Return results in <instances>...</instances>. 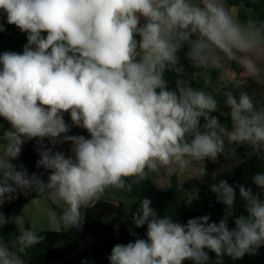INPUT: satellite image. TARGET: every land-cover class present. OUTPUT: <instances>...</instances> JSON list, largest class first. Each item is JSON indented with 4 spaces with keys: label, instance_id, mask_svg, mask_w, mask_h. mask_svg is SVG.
<instances>
[{
    "label": "clouds",
    "instance_id": "clouds-1",
    "mask_svg": "<svg viewBox=\"0 0 264 264\" xmlns=\"http://www.w3.org/2000/svg\"><path fill=\"white\" fill-rule=\"evenodd\" d=\"M0 11L27 33L22 53L0 54V117L10 125L0 135V229L22 223L2 207L28 190H48L63 206L53 217L57 227L74 228L108 189L132 192L161 168L183 173L193 161L234 158L225 135L230 144L264 153V109L248 93L225 92L228 130L212 115L218 101L211 94L181 78L170 89L165 79L166 71H181L185 46L186 57L201 67L218 66L222 53L259 79L251 56L264 44L260 30L239 23L222 0H0ZM72 127L88 137L70 135ZM31 140L38 145L36 167L50 172L46 183L12 163ZM64 143L70 155L54 151ZM251 181L264 190V172ZM211 191L225 206L218 223L209 215L186 223L159 217L142 198L132 220L137 228L147 225V239L114 245L110 264H223L224 256L256 254L264 246V199L240 185L238 212L234 186L221 180ZM44 239L22 228L9 247L0 235V264H25L21 256Z\"/></svg>",
    "mask_w": 264,
    "mask_h": 264
},
{
    "label": "trees",
    "instance_id": "trees-1",
    "mask_svg": "<svg viewBox=\"0 0 264 264\" xmlns=\"http://www.w3.org/2000/svg\"><path fill=\"white\" fill-rule=\"evenodd\" d=\"M222 3L237 9L236 19L242 25H247L251 20L256 30H260V37L264 40V0H222ZM246 10L251 11L250 17L247 15ZM0 23L4 25L5 29L0 32V54L5 51L22 53L27 43V33L21 32L15 25H9L6 14L3 11H0ZM260 47L264 51V44H261ZM187 50V46H185L178 53L180 62L177 67L181 68V71L179 73L173 70L165 72V79L168 81L170 89H174L177 78H181L192 88L205 92L210 90V81H215L223 92L231 91L238 96L239 92L243 91L229 73L231 60L223 56L222 53H220L221 61L218 66L210 65L205 68L188 59L185 55ZM254 104L256 106L255 102ZM212 115L217 116L226 129L231 128V118L228 111H216ZM64 119L68 124H71L69 114L66 113ZM201 123L203 124V120ZM4 130H7V128L4 127L0 131V135H2ZM69 134L88 137L85 129L78 127H72ZM44 143L52 147L47 140ZM55 150L56 147L54 148ZM236 152L247 155L243 161L230 171L222 174L211 185L218 184L221 180H226L230 185L234 186L237 194L236 206L239 212L243 211V204L239 197L240 185L250 187L254 194H258L261 199H264V190L258 188L251 181L254 173L258 171L264 172V153L256 152L246 145H241ZM38 159L37 141L31 140L26 141L20 159L12 163L16 164L17 167L21 164L24 165L29 174H42L46 183L50 172L42 167H36ZM211 185H202L196 197L190 202L177 204L175 196L179 184L176 175L171 176L168 187L164 189L157 188L149 176L145 181L134 186L132 192L122 190L135 198V201L129 207L122 202L114 204L101 199L94 208L85 210V218L79 227L60 231L36 232L38 235L44 236L45 239L28 249L27 254L22 255L21 258L25 261V264H110L108 256L114 245L134 242L138 238L147 239V225L137 228L132 220L142 198L151 200V206L157 211L159 217L168 214L175 221L186 223L190 218L209 215L210 223H218L223 218L225 206L217 202L216 194L211 191ZM48 194V190L44 192L28 190L27 195L20 193L18 199L6 202L2 207V211L7 217H20L22 216L23 207L30 200L43 198ZM51 207L59 216L62 209L53 203H51ZM234 227V222L230 218L229 228ZM23 228L33 230L26 219H23ZM20 230L16 223L12 222L0 229V235L3 236L5 243L14 242ZM130 233H134V235ZM88 235L94 238L93 243L85 250L76 253L78 247ZM98 253L101 255L100 260L97 258ZM209 256L211 262L216 260L214 253L209 252ZM185 264H192V262L186 261ZM223 264H264V246H261L256 254H246L240 259L233 260L231 257L224 256Z\"/></svg>",
    "mask_w": 264,
    "mask_h": 264
},
{
    "label": "rangeland",
    "instance_id": "rangeland-1",
    "mask_svg": "<svg viewBox=\"0 0 264 264\" xmlns=\"http://www.w3.org/2000/svg\"><path fill=\"white\" fill-rule=\"evenodd\" d=\"M224 5V4H223ZM225 9L236 19V9L231 6L224 5ZM246 13L250 15L251 11L246 10ZM237 20V19H236ZM249 23L245 26H248ZM252 31H257L252 23ZM46 35V34H44ZM259 47L256 50L255 55H252L251 58L256 61L257 67L260 69L259 79L253 78L250 76L247 71L242 67V65L232 60V75L236 82L240 85L242 90L249 94V96L256 103V109H264V52ZM2 67V66H0ZM210 90L207 93L211 94L218 101V110L217 111H228L230 109L225 104V92L221 91L215 81H210ZM6 127L10 128V125L2 117L0 118V131ZM232 127V126H231ZM228 130H231L229 128ZM225 140V150L227 152H235V157H225L224 155L219 156V158L213 162L211 160H204L200 162L193 161L186 171L181 173L175 166L170 168H161L159 173L152 174L150 178L153 180L155 186L159 189H164L168 187L170 183V178L172 175H176L177 181L179 184L178 191L175 196V202L180 204L182 202L188 203L194 199L200 190L201 186L204 184L211 185L216 181L222 174L230 171L241 161L244 160L247 154L241 152H236L241 145L230 144L227 140V136H224ZM26 143V142H25ZM22 146V149L25 145ZM58 151L64 152L66 155H70V145L69 143L57 144ZM250 148L249 145H246ZM15 161V160H13ZM201 169L204 170V173H201ZM103 200L112 202L114 204L124 203L129 207L134 201L135 198L123 192L122 190L108 189L102 197ZM51 203L58 206L62 209V204L54 203L48 194L43 198H36L30 200L22 210V216H20L22 223H16L19 229L23 228V219L28 220L33 230L37 233L42 231H60L68 230L70 228L57 227V222L53 220V217H58L57 214L51 207ZM94 238L91 236H86L83 242L78 247L76 253L85 250L93 243ZM6 244L9 247L12 246L13 242H7ZM97 258L100 260L101 255L98 253Z\"/></svg>",
    "mask_w": 264,
    "mask_h": 264
},
{
    "label": "crops",
    "instance_id": "crops-1",
    "mask_svg": "<svg viewBox=\"0 0 264 264\" xmlns=\"http://www.w3.org/2000/svg\"><path fill=\"white\" fill-rule=\"evenodd\" d=\"M235 8V7H234ZM236 9V8H235ZM236 11H237V9H236ZM248 15V14H247ZM250 15H251V13H250ZM250 15H248L249 17H250ZM249 22H251V20L249 21ZM248 22V23H249ZM245 26V25H244ZM260 49H262V48H260ZM262 54H263V56H264V52H262ZM229 73H230V75H231V77H233L234 78V76L232 75V60H231V68H230V70H229ZM194 89H196V88H194ZM86 131V130H85ZM86 134H87V136H88V133H87V131H86ZM69 145H70V143H69ZM71 146V145H70ZM56 147V150H58V145H56L55 146ZM22 151H23V149H22ZM22 151H21V153H20V155H19V158L18 159H16L15 161H18L19 159H20V156H21V154H22ZM13 162V161H12Z\"/></svg>",
    "mask_w": 264,
    "mask_h": 264
}]
</instances>
